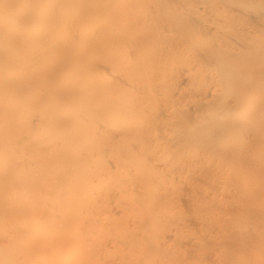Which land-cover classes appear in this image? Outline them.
Masks as SVG:
<instances>
[{
	"label": "bare ground",
	"instance_id": "obj_1",
	"mask_svg": "<svg viewBox=\"0 0 264 264\" xmlns=\"http://www.w3.org/2000/svg\"><path fill=\"white\" fill-rule=\"evenodd\" d=\"M0 264H264V0H0Z\"/></svg>",
	"mask_w": 264,
	"mask_h": 264
}]
</instances>
